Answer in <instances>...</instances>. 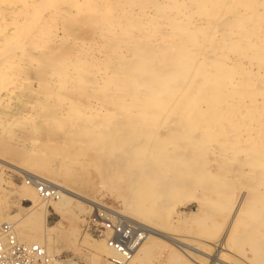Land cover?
I'll list each match as a JSON object with an SVG mask.
<instances>
[{"label":"rangeland","instance_id":"374dc122","mask_svg":"<svg viewBox=\"0 0 264 264\" xmlns=\"http://www.w3.org/2000/svg\"><path fill=\"white\" fill-rule=\"evenodd\" d=\"M68 3L70 2L64 3V6L67 9H72L73 12H70L64 18H58L54 24L60 30L56 33L58 35L63 34L65 37L69 36V39L65 38L66 40L62 42L53 37L52 40L51 38L48 40L45 38V42L42 43L40 49H30L31 46H28L26 52L19 53L21 56L18 54L19 51L15 52V57L12 56L13 59H9V62L12 63H9L10 65L5 73L3 72L4 76L0 73V77L1 75L4 77L0 78V227L5 222L11 223L18 236L21 235V237L19 236L20 239L29 243L40 241V244H43L42 246L46 245L48 255H54L59 260L66 259L68 264L69 261L72 262L71 264L74 261V264H113L108 258L110 254L105 253V250H103L104 240L100 232L101 228L94 221V219L100 218V215H102L101 217L111 215L100 208L105 207V209L120 213L125 218L127 217L126 219H130L129 215L140 218V220L152 224L164 233L191 243L193 247H197L199 250L209 251L210 248H213L215 253L219 257L221 256L220 258L230 263L264 264V231H247L248 234L245 233L242 223L249 224L247 219H241V223L236 224L237 227L232 231L233 233H231L225 246L216 248L217 246L213 244L223 234L235 206L234 204L237 203L236 201H238L240 195L243 193V202L245 201V205L247 204L244 207L245 209L248 208V205L253 204L252 198L249 199L252 196L250 194L252 192L251 188L254 190V187L260 186L259 189L256 187L260 190L264 182L260 177L261 175H258V179H255L256 175L252 172L251 176L247 161L250 158H247L245 152L240 151L241 153H234L230 157L231 159H223L224 156L221 155V152L225 153L223 149L233 144L227 136L226 123H221L214 135L200 132L199 128L195 129V132L194 130L187 132L184 129L187 123L182 122L185 119L179 118L180 116L178 117L172 111L168 115H162L159 120L157 117L156 121V117H154V114L152 115L156 107H151L150 113L147 111L140 118L139 115L141 114L137 112V106L133 105L134 102L138 104V101L129 99L130 105L125 106L128 103L123 99H125L127 91L115 90V93L113 91L114 87L109 85V88H112H107L106 90H109L107 92L105 88L100 86L101 83L98 82L95 76V78L89 76L91 80L86 79L81 83L76 81L78 79L77 73L67 72L66 82H68V85L67 83L64 87L58 85L56 79L61 74V63L62 61H68L72 65L76 61V57L72 54H74L78 44L83 43L84 45H81H87L85 47L87 48L89 44L91 45L94 42L92 44L96 46L93 47L97 48L91 46L89 48L90 50L96 49L93 51L95 58L98 55L97 50L98 53L105 50L113 55L119 54L118 63L122 57L127 56L130 49L123 46L121 41L112 42L111 38L110 41L105 39L97 43L93 36L94 21L87 19L85 17L86 12L83 10H77L78 13H76V8L74 9ZM223 23L225 24V21ZM11 27L13 26L3 25L2 30L0 28V39L10 32ZM74 41L77 45L73 43ZM90 41L92 42L90 43ZM104 41L109 42L105 43ZM115 43H119V45ZM162 46H165V44H162ZM147 49L150 50L148 47ZM125 50L127 54L123 55ZM119 51L120 53H118ZM28 54H30L29 59L27 58ZM0 59H2V56H0ZM125 61H128V63L123 64L124 70L128 68L127 64L130 66L132 63L131 66H134L132 62L135 61L134 58ZM122 63L121 61L119 64L122 66ZM53 72H55L56 78ZM47 74L48 76H46ZM4 81L8 85H4ZM93 82H97L96 85ZM97 84L99 87H97ZM77 109L80 117L77 115ZM176 109L174 111H177ZM64 110H66V115H63L65 114V112L63 113ZM81 111L86 112V116ZM108 111L109 113L112 111L113 114L117 115L112 117V113L109 114ZM72 114L75 118L72 117ZM66 116L71 117L70 120ZM160 120H163L161 125ZM174 120H176V124ZM170 127L171 130L174 128L173 131L175 132H170ZM178 143L181 144L178 146L180 149L176 145L173 146V144ZM147 144L150 145L149 150H147L149 147ZM195 146L198 149L195 151L194 157L198 158L200 156L199 158L202 159V156H204L206 158L205 164L201 168H207L206 170L209 169L208 172L213 173L221 168L224 169L223 166H227L224 173L228 177L222 182L224 185L218 183L217 186L215 184L212 188L206 190V183L204 182L207 181L208 183V178H204L205 180L200 179L201 181H198V184H196L197 180H194L192 184L191 181L183 183L175 180L165 186L164 195L158 197L156 192L157 180L153 181L154 179L149 178L150 167L148 162L154 156L153 154L163 151L165 164H167V177L170 178L176 172H182V167L186 162L190 164L193 161V157H190L187 158V161L184 159L180 162L177 159L176 152L188 154V152H191L190 149L195 150ZM244 153L246 156H244ZM172 156H175V158ZM141 159L143 160L141 161ZM140 163L141 165H139ZM18 166L62 184L81 194L89 201L97 203L100 207L91 206L86 201L82 202L74 199L69 202L66 208H63L64 210L55 208L52 202H56L58 199L43 200L38 195L33 197L27 189L24 190L23 186L29 184L24 183L25 180L31 181L32 178L24 179L15 168ZM219 166L221 167L219 168ZM239 170L242 171L239 174L240 176L237 175ZM231 175L235 176L232 177ZM132 177L136 178L133 179ZM253 177L256 182L252 180ZM200 182L201 184H199ZM259 183L261 184L259 185ZM219 187L222 189H219ZM211 189L216 190V194L221 193L223 198L226 194L225 198L228 201H226V206L225 204H222L223 207L219 205V210H217V206L209 205L202 200L205 191L210 194L213 191ZM218 189L222 191H218ZM199 202L200 207H197ZM206 206L208 209L211 208L210 212L213 213L211 212L210 219L202 221L201 211L203 212ZM30 207H33V209L29 210ZM198 208L200 211L197 210ZM230 208L232 209L230 210ZM25 216L28 218L27 222L23 223L21 221V224L18 223L21 220L20 218H26ZM36 217H38L39 222ZM133 223L140 226L135 222ZM44 231H47V233H44ZM155 238L152 237L149 245L147 244L144 248L147 253L142 251L141 256L137 259L139 262L136 260L134 263L205 264V260L201 261L200 257H197L200 255L195 256L194 253L185 251L181 247V251L178 250L179 257L177 259L171 258L169 250L171 244L169 241L159 237ZM246 240L248 243L245 242ZM257 240L259 247H256ZM209 241H212L213 247H211L212 244ZM145 253L144 257L143 254ZM254 255L257 256L254 257ZM260 257L261 260H259Z\"/></svg>","mask_w":264,"mask_h":264},{"label":"bare ground","instance_id":"6f19581e","mask_svg":"<svg viewBox=\"0 0 264 264\" xmlns=\"http://www.w3.org/2000/svg\"><path fill=\"white\" fill-rule=\"evenodd\" d=\"M67 2H70L68 4H70L71 7L74 9L76 8V13H78L77 10H83L86 12L85 17L92 22L94 21L95 29L93 31V36L97 43L98 41L100 42V40H109L111 38L112 42L121 41L123 46H126V48L129 47L130 49L128 54L126 50L124 51L123 55L127 54V56L120 59L123 62L121 66L119 64L121 61L118 63L119 54L113 55L105 50H101L98 53L97 50L96 52L98 55L96 56L98 58L96 57V59L93 55V51L96 49L90 50L89 48L90 46H96L92 44L94 42L90 41V43L92 42L91 45L89 44L88 47L85 48L87 45L82 46L84 45L83 43H81L82 45H77L74 41L73 43L77 46L72 55L76 57V61H74L72 65L68 61H62L60 66L61 74L58 73V79H56L60 87H64L66 83L68 85V82H66V76H68L67 72L73 74L77 73L78 79H76V81L79 82H83L86 79L91 80L89 76H95L98 82L101 83L100 86L105 88V90L111 85L114 87L113 91H127V95L125 99H123L128 103L126 105L123 103L125 106L130 105L129 99L138 101V104L134 102L133 105L137 106V112L141 114L139 115L140 118L143 113L145 114L147 111L150 113L151 107H156L157 111L153 109L155 111H152L153 113L151 112L152 115L154 114V117H156V121L157 117L159 120L160 117L162 118V115H168L172 111L175 112L176 114H174L178 117L180 116L179 118L185 119L182 120V122L187 123L186 126H184L185 128L182 126L185 131L190 132L194 130L195 132V129L199 128L200 132L213 135L218 131L217 127H220L219 125L221 123H226L228 131L227 136L233 144L223 149V151L225 150V153L221 152V155L224 156H222L223 159L230 158L234 153L240 151L245 152L248 156L247 158H250L247 161L251 176L252 172L256 175L255 179H258L257 176L261 175L260 177L264 181V0H0V28L3 25L13 26L10 32L0 39V56H2V59H0L1 74H3V72L5 73L8 66L12 63L9 62V59H13L12 56L15 57V52L19 51L18 54L20 52H26L28 46L32 47H30V49H40L42 43L45 42V38H47V40L50 38L51 40L57 38L63 42L66 40L65 38L69 37H65L63 34L58 35L56 31L59 29L54 24L58 18H64L70 12H73L72 9H67L64 6V3L67 4ZM224 21L225 24L223 23ZM104 42L108 43L106 41ZM129 43L132 44L131 47ZM115 44L119 45V43ZM162 44H165V46L161 47ZM147 47L150 48V50H148ZM122 48L121 46V49ZM113 53H115V51H113ZM118 53H120V51ZM29 57L30 54H28L27 58L29 59ZM132 58L135 59V61H132L134 66H131L132 63L130 66L127 64L128 68L124 70L125 67L123 64L128 63V61L125 60H132ZM53 74H55V72H53ZM3 76L1 75V77ZM46 76H48V74ZM93 83L96 85L97 82ZM4 85H8V83L6 84L4 81ZM97 87H99L98 84ZM175 109L177 111H174ZM65 111L66 110H64L63 113ZM84 111L81 112L83 113ZM135 111L134 113L136 114ZM78 112L79 110L77 109V115H79ZM81 112L80 114L82 115ZM110 112L112 113V111ZM85 113L86 112H84V115ZM108 113L106 112L107 115L111 114ZM63 115H66V112ZM111 115L113 117L117 114L112 113ZM72 117H74L73 114ZM70 118L68 119L70 120ZM176 120H174L175 124ZM159 123L161 125L163 120H160ZM231 124L232 126H230ZM173 130L174 128H172L170 132ZM179 144L180 143L173 144V146L176 145L177 148L180 149V147H178ZM147 146H149L147 148V150H149L150 145L147 144ZM167 149L169 150V148ZM197 149L198 148L195 146V150L193 148L190 149L191 152H188V154L176 152V156L178 155L177 159H179L180 162L184 159L187 161V158L190 157H193V161H191L190 164L186 162L182 167V172H176L170 178L167 177V164H165L163 151L153 154L154 156H152L151 160L148 162V166L150 167L149 178L151 180L154 179L153 181L157 180L156 192L158 197L164 195L166 190L165 186L175 180L183 183L191 181V184L194 180H197L196 184H198L197 182L201 181L202 178L203 180L208 178L210 183H207V181L204 183H206V190H209L215 184L216 186L218 183L221 184L228 177V175L226 177L224 173L227 166L222 165L224 169L221 168L219 171L213 173L208 172L209 169L206 170L207 168H201L203 164H205L206 158L204 156H202V159L199 158L200 156H198V158L194 157ZM245 153L244 156H246ZM172 157L175 158V156ZM142 160L143 159H141V161ZM139 165H141V163ZM220 167L221 166H219V168ZM15 168L24 179L32 178L31 181H33V183H29L25 185V187L22 186L24 190L27 189L33 197L37 195L34 182L45 181L57 189L60 196L56 202H52L55 208L64 210L63 208H66L69 202L74 199L82 202L86 201L91 206H98L97 203L89 201L81 194L58 182L49 180L22 167L19 168V166ZM229 168L228 170L230 171ZM237 172L238 176H240V172L242 173L241 170ZM231 176L230 178L233 177ZM254 177L252 180L256 182ZM132 178L135 179L136 177ZM24 183H27V181L25 180ZM199 184H201V182ZM260 184L261 183H259V185ZM256 187L259 189L260 186ZM256 187L254 188L256 189ZM219 189L222 188L219 187ZM219 189L218 191H222ZM255 189L253 190L251 188L252 192H250V194L252 196L249 197V199L252 198L253 204L250 203L255 206L248 205L249 207L245 209L244 206L247 204L245 205V201L243 202V193L240 195L238 201H236L237 203L234 204L235 206L230 214V219L223 234H221V236L219 235L220 237L215 241L213 240L214 246H217L216 248L225 246L228 243L230 235L233 233L232 231H234L238 223H241V219L249 220V224L246 222L242 223L245 228L244 231H246L245 233H247V231H264V182L260 190ZM248 190L250 191V189ZM210 191L208 192L210 193ZM212 192L207 194L205 191L204 195H202V200L209 205L217 206V210H219L222 204L226 206V194H224L223 198L221 193L218 192L216 194V190L214 191L215 193ZM202 205L204 206V204ZM202 205L201 207H203ZM207 206L204 207L205 210H203V212L201 211L202 221H206L212 216V211L210 212L211 208L209 207L210 209H208ZM197 207H200V202ZM100 208H102V210L104 209L108 214L125 218V216L113 210L105 209V207ZM214 208L216 209V207ZM32 209L33 207H30L29 210ZM231 209L232 208H230V210ZM197 210H199V208ZM101 216L102 215H100V217ZM128 217H130V219L128 218L129 220L143 227L146 232L142 243L137 247L128 264H136L134 262L141 256L142 251H145L144 248L147 244L149 245L152 237H159L169 241L171 244L169 250L171 258L173 259L179 257L178 250H180L181 247L185 251L187 250L194 253L195 256L200 255L197 257H200L201 261L205 260V264H233L220 258L221 256L219 257L213 248H210L209 251H202L203 249L199 250L197 247H193L191 243H187L181 238L164 233L152 224L140 220V218L131 215ZM20 219L18 223L21 224L22 222H27L28 218L22 217ZM36 219L39 222L38 217H36ZM9 222H11V220H9ZM44 233H47V231H44ZM19 236L21 237V235ZM209 242L212 244V241ZM245 242H247V240ZM35 243L40 244L41 242L35 241ZM213 244L211 247H213ZM102 245L105 253H113V250H111L105 242ZM206 246L208 245L206 244ZM257 246L258 240L256 247ZM42 247L46 251V245ZM145 252L147 253V251ZM146 253L143 254V256L146 255ZM255 253L257 252L255 251ZM185 254L187 255V253ZM255 256L257 255H254V257ZM259 260H261V257ZM197 261L200 262L199 260ZM69 262V264L72 263L71 261ZM49 264H68V261L66 259L59 260L54 257V255H51Z\"/></svg>","mask_w":264,"mask_h":264},{"label":"built area","instance_id":"2783aa9c","mask_svg":"<svg viewBox=\"0 0 264 264\" xmlns=\"http://www.w3.org/2000/svg\"><path fill=\"white\" fill-rule=\"evenodd\" d=\"M33 183V181H27ZM37 195L43 200L58 199L60 193L49 183L34 182ZM101 228V235L113 253L108 256L113 264H128L137 247L142 243L145 229L131 220L104 215L94 219ZM51 256L39 243L20 239L11 223L0 227V264H49Z\"/></svg>","mask_w":264,"mask_h":264}]
</instances>
